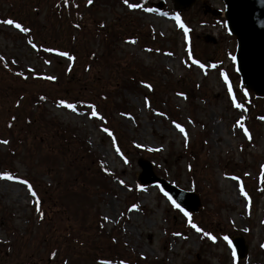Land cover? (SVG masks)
Instances as JSON below:
<instances>
[{
  "label": "rangeland",
  "instance_id": "rangeland-1",
  "mask_svg": "<svg viewBox=\"0 0 264 264\" xmlns=\"http://www.w3.org/2000/svg\"><path fill=\"white\" fill-rule=\"evenodd\" d=\"M128 2L141 8L0 0V21L29 29L0 23V174L14 177L0 179V264H264V99L241 82L223 13H210L224 1ZM140 159L198 194L199 211L185 217L141 186ZM224 237L244 238V260Z\"/></svg>",
  "mask_w": 264,
  "mask_h": 264
},
{
  "label": "water",
  "instance_id": "water-1",
  "mask_svg": "<svg viewBox=\"0 0 264 264\" xmlns=\"http://www.w3.org/2000/svg\"><path fill=\"white\" fill-rule=\"evenodd\" d=\"M197 0H174L176 8L185 10ZM226 27L238 42L236 62L243 84L257 96L264 97V0H224ZM163 10L164 2L154 5ZM217 15V11H211ZM142 168L139 176L141 185H159L184 211L196 213L201 206L195 193L184 192L157 177L152 165L145 159L138 162ZM231 247L238 260L248 254V246L242 237L234 238Z\"/></svg>",
  "mask_w": 264,
  "mask_h": 264
},
{
  "label": "snow or ice",
  "instance_id": "snow-or-ice-1",
  "mask_svg": "<svg viewBox=\"0 0 264 264\" xmlns=\"http://www.w3.org/2000/svg\"><path fill=\"white\" fill-rule=\"evenodd\" d=\"M87 2L90 5V4H92L93 0H87ZM124 3L126 4L127 8H129V9H139V8H141V5L139 3H129L128 0H124ZM143 11L144 12H152V11H154V9L148 8V7H144L143 8ZM174 19L177 21V23H179L180 18L178 16L177 17H174ZM0 23H3L5 25H9V26H11V27H13L15 29H18L19 31L24 32V33L29 32V29L28 28L22 27L20 23L14 22L11 19H5L3 21H0ZM180 27L184 28V25L183 24H180ZM184 32H185V36L187 37L188 29L187 28H184ZM132 42H134V41H132ZM32 47L35 48L36 45L35 44H32ZM45 51H50V49H45ZM57 55H59V56H66L68 58V60H72L73 59V57L70 56L67 52H58ZM2 59L3 58L0 57V60H2ZM231 59L235 63L236 57L235 56H232ZM45 63H49V61H45ZM192 63L193 64H197L198 62L196 60H192ZM200 67H203V65H200ZM28 71L29 72H32L33 69L29 68ZM16 75L17 76H21L22 74L18 72V73H16ZM221 76H224V74L221 73ZM26 78L27 77H25V79ZM43 78L44 79H47V80H55V77H53V76H47V77H43ZM224 83L225 84H228V80H227L226 77L224 78ZM144 86L146 88L147 87H150L147 84H145ZM178 95H181V94L178 93ZM228 95L230 97L232 96V88H231V86H229V88H228ZM246 95H247V93H245V96ZM41 99H44V97H41ZM232 103H233V106L236 107V108H240L241 107L240 104L236 103L235 98H233ZM147 105H148V101L145 100V106H147ZM57 106L58 107H63L65 109H70L73 112L76 111V106L75 105H73L71 103H67V102H65L63 100L62 101H59ZM87 107L91 110V116L92 117H95L97 120H102L103 119V117H101V116L98 115V113H97L94 105L89 104V105H87ZM158 115H159V113H158ZM175 127L182 134H184L185 145H187L188 136H187V133L185 132V129L183 127H181L179 124H175ZM102 131L107 132V134L110 137L113 135L110 131H108L107 128H103ZM244 134H245V136H247L248 135L247 131H245ZM0 143L7 144L8 142L6 140H4V141H0ZM137 147H140V145H137ZM152 150L153 149H149V151H152ZM155 151H160V149H155ZM117 153L119 154V150L118 149H117ZM121 159L124 160V163H127L128 162L123 156H121ZM0 179H3V180H13L14 177L11 176V175H9L8 173H2V174H0ZM233 179H235V177H233ZM18 183L23 184V185H26L28 187V192L31 193L33 196L36 195V193L32 190L31 186L28 184V181H26V180H18ZM120 183L123 185L124 182L123 181H120ZM157 187H159V185H157ZM161 191L163 192V189H161ZM240 191H241V194H243V188H241ZM163 195L165 197H167V199L172 203V206L173 207H175L179 211L183 212V214H184L185 217L189 216V213L186 212V211H184V209L181 208L180 205L177 204L176 201L173 200V198L167 192H163ZM133 207H137V206L136 205H133ZM37 211L39 212V209H37ZM40 219H43V214L42 213L40 214ZM105 219H107V218H105ZM189 223H190V226L192 228H194L197 232H201V229L198 228L195 224L191 223V221H189ZM245 231H247V229H245ZM204 235L207 236V238L209 240H212L213 242H215V237L211 236L208 233H204ZM223 239L228 243V246L231 248V241L228 240V237H224ZM261 247L264 248V245H261ZM233 258H235V252L234 251H233ZM100 264H110V262L107 261V260H101L100 261ZM122 264H123V262H122Z\"/></svg>",
  "mask_w": 264,
  "mask_h": 264
},
{
  "label": "trees",
  "instance_id": "trees-1",
  "mask_svg": "<svg viewBox=\"0 0 264 264\" xmlns=\"http://www.w3.org/2000/svg\"><path fill=\"white\" fill-rule=\"evenodd\" d=\"M69 3H72V5H73V9H72L73 12L75 11V9H78L79 0H68V2L66 1V5ZM75 14H79V13L75 12ZM79 16H81V18H83L82 14ZM78 27L81 28V25L78 24ZM42 96H44V94H42Z\"/></svg>",
  "mask_w": 264,
  "mask_h": 264
}]
</instances>
